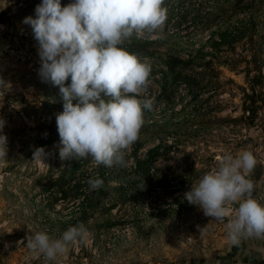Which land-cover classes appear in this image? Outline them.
Wrapping results in <instances>:
<instances>
[{
  "label": "rangeland",
  "instance_id": "374dc122",
  "mask_svg": "<svg viewBox=\"0 0 264 264\" xmlns=\"http://www.w3.org/2000/svg\"><path fill=\"white\" fill-rule=\"evenodd\" d=\"M41 2L0 0V77L10 84L0 93L8 139L7 157L0 160V264H264V237L233 245L227 219L212 221L184 199L223 153L247 150L257 159L249 177L253 195L264 203V0H165L163 38L151 39L154 52L147 57L148 95L160 99L144 111L145 123L131 145L140 157L156 148L155 157L141 176L128 156L130 169L111 174L103 192L88 191L91 202H70L69 185L54 181L65 164L56 123L64 102L59 87L39 75L38 42L23 22L35 17ZM167 55L191 59L183 65L189 83L177 81L173 89L168 84L160 93ZM246 95L257 98L251 122ZM53 132L54 142L37 145ZM39 147L43 162L32 159ZM236 207L229 204L233 214ZM78 223L89 230L86 242L54 261L36 257L26 245L35 231L58 237Z\"/></svg>",
  "mask_w": 264,
  "mask_h": 264
},
{
  "label": "clouds",
  "instance_id": "9594fccd",
  "mask_svg": "<svg viewBox=\"0 0 264 264\" xmlns=\"http://www.w3.org/2000/svg\"><path fill=\"white\" fill-rule=\"evenodd\" d=\"M164 4L165 0H71L62 6L61 0H42L35 17L24 18L38 42L39 75L58 86L63 98V111L56 115L62 161L91 157L96 167H127V150L137 141L144 111L153 110L155 97L148 95L150 60L124 44L133 37L163 38ZM8 90L10 84L0 77V93ZM5 123L0 118V160L8 152ZM44 158V149L36 148L32 159ZM256 165L251 151L236 156L225 152L217 166L184 193V199L212 221L227 219L233 245L244 237H264V203L254 197L249 178ZM87 183L95 190L104 182L92 177ZM229 204L238 205L234 214ZM88 236L85 224L78 223L58 237L47 230L35 231L27 235L26 245L36 257L54 261Z\"/></svg>",
  "mask_w": 264,
  "mask_h": 264
},
{
  "label": "trees",
  "instance_id": "16d2710c",
  "mask_svg": "<svg viewBox=\"0 0 264 264\" xmlns=\"http://www.w3.org/2000/svg\"><path fill=\"white\" fill-rule=\"evenodd\" d=\"M225 33L222 34L220 40H223ZM155 40L151 39H136L132 38L131 41H126L124 47H126L130 52L137 54L139 57H150L153 55L154 48L153 44ZM218 43V42H216ZM215 43V44H216ZM165 69L162 72L163 80L166 82L165 85L160 86V93L165 92L166 87L169 84L168 89H173L177 86V81H182L188 85L189 76L184 71L183 65H187L191 63V59H182L177 55H167L165 60L162 61ZM169 77L170 82L168 83L166 78ZM261 74L258 73L257 76H253L252 79L254 83L260 79ZM252 87V86H251ZM247 99L243 102L244 110L248 113V119L251 122L253 118V114L256 110L257 98L252 95H246ZM160 99V96H156L155 102ZM74 103V101H73ZM55 129H53L54 131ZM56 133L53 132L49 137L43 140L42 137L39 138L37 145L42 146L47 143L54 142ZM136 146H131V151L127 150L126 160L128 156L133 157V171L137 175H143V172H146V169L149 168V162L154 159L155 156H151V154L156 151V148L147 150L142 157L135 154ZM92 161V158L77 160L75 158L70 160H65V164L63 169L60 171L59 175L54 180L55 183L62 185L63 183L69 185V190H72L74 193L70 196V202H91L93 199V194H89L94 192H103L104 189L109 188V177L113 178V175H119L126 169H130V167H112L107 168L103 165L96 167L94 164L88 167L89 161ZM110 175V176H109ZM98 177L103 180V186L98 189H90L87 181L89 178ZM61 187V186H60ZM85 192V194H79L78 192ZM65 196V193H64Z\"/></svg>",
  "mask_w": 264,
  "mask_h": 264
},
{
  "label": "crops",
  "instance_id": "0c3cea01",
  "mask_svg": "<svg viewBox=\"0 0 264 264\" xmlns=\"http://www.w3.org/2000/svg\"><path fill=\"white\" fill-rule=\"evenodd\" d=\"M257 253H260V251H259V252L256 251V252H255V255H256ZM262 253H264V252H261V254H262ZM244 254H245V253H244ZM249 255H250V253L248 252V253H247V256H249ZM256 258H257V257H256Z\"/></svg>",
  "mask_w": 264,
  "mask_h": 264
},
{
  "label": "flooded vegetation",
  "instance_id": "af4514ba",
  "mask_svg": "<svg viewBox=\"0 0 264 264\" xmlns=\"http://www.w3.org/2000/svg\"><path fill=\"white\" fill-rule=\"evenodd\" d=\"M256 177H257V176H256ZM252 178H253V177H252ZM254 178H255V177H254ZM254 178H253V179H254Z\"/></svg>",
  "mask_w": 264,
  "mask_h": 264
}]
</instances>
